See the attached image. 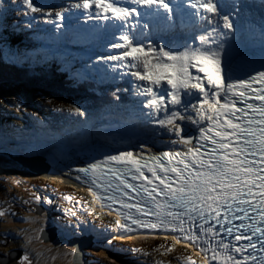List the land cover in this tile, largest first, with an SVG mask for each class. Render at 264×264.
<instances>
[{"label": "snow or ice", "instance_id": "obj_1", "mask_svg": "<svg viewBox=\"0 0 264 264\" xmlns=\"http://www.w3.org/2000/svg\"><path fill=\"white\" fill-rule=\"evenodd\" d=\"M222 6L220 0H79L74 5L83 10L86 21L95 16L110 22L84 31L104 41L105 48L117 50L103 60L136 69L130 75L146 82L141 95L147 101L142 106L151 109L149 115L163 112L167 118L159 121L160 126L191 145L187 152L165 151L150 157V164L125 151L76 171L91 176L103 193L109 188L118 191L122 208H135L141 216L150 213L165 231L199 243L200 251L211 253V261L264 264V67L255 75L228 82L222 67L223 45L213 48L216 40L210 42L206 33L195 37L199 46L185 42L183 50H165L163 44L157 48L149 44L146 49L141 41L150 27L153 31L172 30L178 24L184 26L186 18L208 20L222 15ZM24 8L40 11L32 0H24ZM56 18L64 19L60 13ZM222 19L223 28L232 31L229 16L222 15ZM222 35L229 39L226 33ZM256 84L260 87H254ZM193 92L199 94L198 109L192 103ZM250 100L259 104L248 103ZM237 102L245 106L238 107ZM189 106L197 109L199 119H191V123L197 126L198 137L185 138V129L176 123L190 119L183 114ZM76 111L84 116L80 109ZM194 139L203 144L193 145ZM105 173L108 175L100 182L99 176ZM130 192L141 198L135 205L125 202V198H133ZM97 199L117 202L111 193L107 197L98 194ZM141 202L150 208L137 207ZM165 216L171 219L165 222ZM132 223L141 222L132 219ZM145 226L159 227L157 223Z\"/></svg>", "mask_w": 264, "mask_h": 264}, {"label": "rangeland", "instance_id": "obj_2", "mask_svg": "<svg viewBox=\"0 0 264 264\" xmlns=\"http://www.w3.org/2000/svg\"><path fill=\"white\" fill-rule=\"evenodd\" d=\"M12 1L19 6L23 0ZM59 1H65L64 3L68 2V0ZM45 5L50 6L51 4L46 2ZM37 7L41 10L43 5H37ZM72 11L75 12L69 14V16L73 19L78 18L74 23L73 29L65 28V25L70 24L73 19L68 20L64 18L58 21H55L54 18L43 19L38 16H31L30 12L24 14L22 10L17 12L19 16L12 14L11 19H13L14 16L15 19L13 21L17 22L20 21L21 18L31 19V22L36 25H28L30 27H36L41 33H45L48 36H56L60 33L69 32V30H75L80 34L82 31L80 21L84 20L86 23H88V21L85 20L83 10L75 9ZM38 13L40 14L39 11ZM1 15L9 16V12L4 10L0 16ZM205 21L206 20H204V23ZM57 24L60 25L59 28L56 27ZM198 24V17L191 19L186 18L184 26L178 24L172 30H159L161 35L167 36V40L179 41V31L186 33L187 29L192 26H197ZM245 27H242L239 31L235 29L234 33H239V35L244 36L249 30L247 26ZM86 29L90 30L91 28ZM218 29L219 27L212 23L204 30L209 33ZM90 32L91 31H85V33ZM1 36L0 34V50L2 48ZM91 39L98 45L102 42L99 49H106L111 52V54L116 53L117 50L105 48L104 41L94 38ZM247 41L249 44L243 43L242 39L239 44L232 43L231 41L232 44L230 43L228 45V51L224 52L222 56V67L224 69V59L228 54L242 47L254 46L251 45V43L255 41L254 38L250 36L247 38ZM22 45L23 44L20 46L22 47ZM4 52L7 54L6 48ZM60 54L62 55L63 52H60ZM19 63H21V58ZM117 63L116 61L105 62V64L109 66H115L116 69L114 70L102 64L104 68L99 76L105 78L110 74H117L118 78L121 81H125L128 85L129 80L125 77L127 76V68L116 66ZM129 70L135 71L136 69ZM105 84H114L112 85L114 89L117 82L108 79ZM132 86L134 88L133 83ZM88 93H90L89 89L87 94ZM132 94L139 96L137 93ZM198 96L199 94L193 92L192 103L197 104V109L200 103V99L197 98ZM197 99L199 102H197ZM131 108L133 112L131 113L132 115L129 121H133L134 118L137 117V114L147 116L151 112L149 108H144L140 103H137ZM21 109L30 115L29 105L23 104L21 105ZM197 109H193L189 106L183 109V114L188 117H198L197 119H199ZM107 114L108 113H105L104 117H108ZM25 120L28 123V120ZM105 123L109 124L110 122L106 121ZM176 123L179 125L181 121H177ZM118 125L116 121L111 123V127L101 125L99 127L95 126L94 128L93 126L87 131H83L81 134L77 135L71 132H62L60 136H56L48 132L45 137H42L38 135V133L28 135L17 133L15 141H17L18 144H23V142L25 144L24 146L22 145V149L13 145V149L11 150L8 144L6 145L0 142V157L7 159L10 163V165L8 163H0V213H3V215H0V263L1 260H3L1 257H14V261L10 264H73V256L75 255L74 249L69 247L67 241L63 238L65 233L69 232L71 236L68 235V239L72 236L80 237L83 235H93L94 246L87 247L84 252L85 264H188V261H192L193 264H205L204 260L195 256L193 252L178 246L176 242L143 241L140 240V238H133L134 240L123 238L126 243L119 241L122 235L117 226V221L98 214L92 207L89 198L84 195L85 193H81L77 188L71 186L73 184L69 182L68 184L70 185L66 184L65 182L67 181H65V179H60L59 181H56V178L48 180L51 182L45 179H35L28 171L26 172L19 164L14 162L8 154L11 152L20 155L22 153L29 155L42 154L44 151H48L55 146L59 149L61 142H66L64 147L67 144L79 147L92 139H97L99 142H110L114 146L116 145L117 148L121 146V143L139 141L143 144H148L151 141L150 143L156 142L167 149V145L171 144L173 140L176 141L177 137H180L175 135L170 128H168L169 132H167L165 128L157 126H153L152 132L147 129L128 130L125 132L126 130L119 128ZM194 126L197 128L196 125ZM188 128V126L184 127L185 130H189ZM47 130L50 129L47 128ZM24 131L27 130L24 128L21 132ZM189 132L187 134L188 138L193 134L192 130H189ZM36 145L41 146L36 147ZM43 209L44 213H39L41 212L40 210ZM6 216H8V220L3 221ZM50 223L51 225L49 226ZM54 224L56 228L64 230L61 231V238H55L53 239L55 241L50 243L41 241L40 234L47 231L48 228H52ZM43 229L44 231H42ZM70 229L71 232L68 231ZM5 242V247L2 248L1 246ZM19 250H21V256L17 254ZM25 257H27V259H25Z\"/></svg>", "mask_w": 264, "mask_h": 264}, {"label": "trees", "instance_id": "obj_3", "mask_svg": "<svg viewBox=\"0 0 264 264\" xmlns=\"http://www.w3.org/2000/svg\"><path fill=\"white\" fill-rule=\"evenodd\" d=\"M0 29L4 32L1 23ZM0 33L8 46L10 44L8 36ZM6 50L7 52L11 51L10 47H7ZM31 74L34 76L28 78V73L25 70L16 65L7 64L0 53V142L2 143H15L13 140L17 133L14 129L21 133L25 128L27 130L25 135L38 133L42 137H45L48 132L56 136H60L62 132H71L77 135L93 126L94 128L101 125L111 127V123L116 121L119 128L126 130L125 132L143 129L152 132L153 126L165 128L169 132L168 127H161L159 124L161 119L167 118L163 112L141 116L140 119L129 121L132 114L126 113V110L130 108L126 106V103H133V96H128L129 92L126 89L124 90L126 94L121 91L117 93L125 95L127 99H122V97L119 99L112 94L111 90L101 87L88 94L83 101L81 96H77L76 92L58 79L38 77L40 76L38 73L31 72ZM23 104L29 105L30 115L21 109ZM77 108L84 112V116L76 111ZM105 113L111 114V117H104ZM26 118L30 124L26 122ZM188 118L190 119L181 121L179 126L183 128L185 126L195 127L191 123V119L197 118ZM106 121L110 123L107 124ZM7 122L12 123L13 128L7 124L13 130L11 133L5 130ZM39 123H42L44 127L39 126ZM52 124L56 125L57 129L52 130L45 127V125L52 126ZM22 145H25L24 142L23 144L17 143V147L20 149H22ZM38 146L41 145H36V147ZM3 162L10 165L7 159L0 157V163L3 164ZM4 220H8V216L4 217Z\"/></svg>", "mask_w": 264, "mask_h": 264}, {"label": "bare ground", "instance_id": "obj_4", "mask_svg": "<svg viewBox=\"0 0 264 264\" xmlns=\"http://www.w3.org/2000/svg\"><path fill=\"white\" fill-rule=\"evenodd\" d=\"M18 2H20V1H18ZM262 2H263V5H264V0H262ZM228 11L232 15L237 14V12H238L237 5H235L233 3L232 6H230V9H228ZM73 12H75V11H70L69 14H71ZM77 19L78 18H74L73 20H71L70 24L65 25V28L66 29H73L74 23L77 21ZM80 27L82 28L81 32L85 33L84 30L86 28H90L91 26L87 27L86 22L84 20H81L80 21ZM70 31L71 30H69L68 33H70V36H71L72 32H70ZM70 36H68L69 40L66 43L69 46L65 48L64 54H63L64 57H65V61H66L67 64H70V65L72 64L70 58H67V54H68L69 50L74 51L75 52V57L80 60L79 64H78V73H75V75H76V84L74 85V87H72V90H76L77 91L78 85L80 83H85V80L82 79V75L85 78L88 75H91L92 77L95 78V81L92 80L94 85H98V86L102 87V85L100 83H98V81H99V73L101 72L102 67L98 64V72L93 71V70H88L89 69L88 65H87L88 58L84 59V54L81 53V51H80L81 48L83 47V41H81V44H78L77 46H74V42L77 39H75V40L73 39L72 40V38H70ZM21 39L23 40L24 36H21ZM13 46H14L13 43L10 42V44L7 47H10L11 51L7 52V53L13 54ZM7 47H6V49H7ZM254 47H257V48L254 49V52H256L258 47H264V44L260 45V46L257 45V46H254ZM244 51H248V49H241V50L239 49L238 54H240V53H242ZM57 57H58V55H57ZM235 57L236 56H234L233 59H235ZM96 58L98 59V57H96ZM19 60H20V58L16 60V64H15L16 66H19L21 64V63H19ZM232 61L233 60L231 58H229V59L227 58L225 60V63H224L225 69L224 70H225L226 76H227V69H228L229 65H231ZM97 62H99V61H97ZM89 67H91V66H89ZM126 75H127V73H126ZM107 77H109L111 80H114V82H117V86H120L122 90H125L124 89L125 83H124V81H121L118 78L117 74H110ZM125 77L129 80L128 84H129L130 87H132L131 81L133 82L134 87L138 89L139 95H140V93L143 91V86L139 82L134 80L133 78L129 79L127 76H125ZM227 79H228V82H231V78H227ZM70 81H72V79ZM111 92H112V94H114L119 99H121L120 97H122V99H127V97L125 95H119L114 90L111 91ZM202 123H207V121H204ZM188 129L193 131V134L190 135V136H193L197 132V128H195V127H189ZM189 130H185V133H184L185 138H188L187 134H188ZM176 139H177L176 143L172 142L171 144L167 145L168 146L167 147L168 150H171V151H174V152L187 151L188 147L191 146V145H185L182 142L181 137H177ZM150 142L148 144H143V143H141L139 141L121 143V146H119L118 148L116 147V145L114 146L110 142L109 143L99 142L97 139H92V140L88 141L86 144H83L82 146H79V147L73 146V145H69V144H67L64 147V144L66 142H61V146H59V149L55 146L52 149H49L48 151H44L42 154H38V155H42V156L47 157L49 163L54 167L55 170L50 175L51 177H43V176H39V175H36V174H31V175L34 176L35 179H40V180H44L45 179L46 181H48L50 179H55V178H56L55 179L56 181H59L60 179H62V180L65 179V181H67V182H69L71 184H74V183H76L75 182V174H76L75 169L77 167H85L86 166V164L84 163L83 158L82 157L80 158L79 156L82 155L83 153H87V152L92 151L91 148L93 146H101L103 149L106 148L107 150L124 151V152L125 151H130V152H133V153L145 154V155H156V154H159L163 149H166L164 146H160L156 142H152V143H150ZM193 145H195V142H193ZM48 182H51V181H48ZM136 184L139 185V182H136ZM68 235L71 236L70 233H68ZM75 237L76 236H72L69 239V241L71 242V241L75 240ZM76 238L77 239H81L80 237H76ZM133 238H137V237H135V236L130 237V239H133ZM139 238L142 239V238H144V236H139L137 239H139ZM119 241L123 242L124 239L121 238V239H119ZM72 243H74V242H72ZM183 245H185L188 248H191L188 245V243H183Z\"/></svg>", "mask_w": 264, "mask_h": 264}, {"label": "water", "instance_id": "obj_5", "mask_svg": "<svg viewBox=\"0 0 264 264\" xmlns=\"http://www.w3.org/2000/svg\"><path fill=\"white\" fill-rule=\"evenodd\" d=\"M193 136L198 137V133L194 134ZM197 139H194L195 142ZM80 157V156H79ZM11 159L19 164L22 168L26 169L27 171L31 172L32 174H36L43 177H51L50 175L54 172V167L49 163L47 157L42 155H29V154H21L18 156L11 155ZM57 238L55 234V230H47L41 234V239L44 242H50L53 239ZM74 242V243H72ZM90 243V242H88ZM70 246L75 248V255H74V264H84V252L83 250L87 247H91L90 244L85 245L83 239H75L70 242ZM21 256L20 251L17 253ZM13 256V254H12ZM1 263L3 264H10L14 261V257H1ZM17 261V260H16ZM0 263V264H1Z\"/></svg>", "mask_w": 264, "mask_h": 264}, {"label": "flooded vegetation", "instance_id": "obj_6", "mask_svg": "<svg viewBox=\"0 0 264 264\" xmlns=\"http://www.w3.org/2000/svg\"><path fill=\"white\" fill-rule=\"evenodd\" d=\"M5 244H6V242H5L4 244H2V246H1V247H2V248H3V247H5V246H4Z\"/></svg>", "mask_w": 264, "mask_h": 264}]
</instances>
